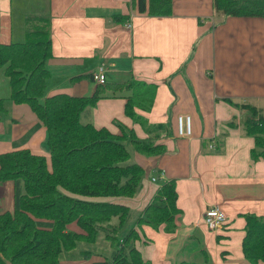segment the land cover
Wrapping results in <instances>:
<instances>
[{"label":"crops","instance_id":"0c3cea01","mask_svg":"<svg viewBox=\"0 0 264 264\" xmlns=\"http://www.w3.org/2000/svg\"><path fill=\"white\" fill-rule=\"evenodd\" d=\"M28 14L49 17V64L63 71L67 84L61 91L52 83L45 95L92 94L97 84L91 75L99 67L105 82L132 78L152 93L149 109L135 108L142 123L126 116L124 97L102 98L81 114L83 122L116 134L124 127L139 139L156 137V125H163L158 134L165 151L150 157L134 153L147 175L135 196L121 199L136 215L160 183L175 182L180 212L173 222L136 226L143 258L150 264L178 263L172 256L181 243L195 240L205 261L209 249L212 264H249L241 249L243 214L264 215V157L251 156L253 137L233 102L254 104L264 119V18L223 16L212 0H171L167 16L139 12L131 0H0L1 43L24 41ZM8 96L0 67V98L7 99L0 153L27 148L47 157L45 126L27 104ZM180 114L190 117L188 136L178 132ZM210 205L226 215L217 231L203 220ZM12 208L13 182L0 181V213Z\"/></svg>","mask_w":264,"mask_h":264},{"label":"trees","instance_id":"16d2710c","mask_svg":"<svg viewBox=\"0 0 264 264\" xmlns=\"http://www.w3.org/2000/svg\"><path fill=\"white\" fill-rule=\"evenodd\" d=\"M131 3L148 15L171 14V0ZM212 7L223 16L264 18V0H212ZM48 27L46 15L28 14L24 41L0 42L8 100L30 107L45 126L48 150L47 157L27 148L0 153V181L13 182V208L0 213V264H65L60 261L62 251L74 250L79 242L99 241L110 253L89 264H150L137 248L141 235L136 226L156 228L173 222L180 212L175 182L160 183L152 201L136 215L121 199L135 196L145 175L131 155L150 157L165 151L158 134L163 125H156V137L139 139L124 127L116 134L83 122L81 114L102 98L124 97L126 116L142 123L135 108L149 109L152 93L146 84L130 78L97 84L90 95H45L49 76L45 62L53 55ZM5 100L0 98V117L7 111ZM233 104L243 111L242 126L253 137L251 156L264 157V119L258 108L248 102ZM132 215L136 218L127 227ZM243 217V256L249 264L264 263V215ZM71 222L79 230H67Z\"/></svg>","mask_w":264,"mask_h":264},{"label":"rangeland","instance_id":"374dc122","mask_svg":"<svg viewBox=\"0 0 264 264\" xmlns=\"http://www.w3.org/2000/svg\"><path fill=\"white\" fill-rule=\"evenodd\" d=\"M45 66L47 67L48 70H50V73H51L50 77H48L47 79V86H46L47 88L45 90V94L49 92V89L51 88L52 83H54L52 87L56 86L60 88L58 90H61V91L66 90L65 88L67 87V84H65L64 82L65 77L63 75V71L56 70L53 65L49 64V60L45 62ZM144 91H145V88L143 87V91H142L143 94L145 93ZM120 94L121 92L118 95ZM23 107H25L28 112L30 111L27 105H23ZM131 157L134 159V154H132ZM152 173L153 172L151 171L150 174ZM146 175H147V172L145 173L143 180L145 179ZM135 218L136 216L132 215L131 219L128 222L127 227L133 225ZM66 229L67 230H79V226L76 224V222H71L66 225ZM167 230L170 231V228H168ZM201 233H202V238H203L204 236L203 233H207L206 229L204 228L203 232ZM190 243L192 245H189L187 241L186 243H184V241L181 243V246L177 250L176 255L172 256V258H175V260H178V263L172 262V264H212L211 254L209 252V249H207V252H206L209 258L205 261L202 254H200V257H199L200 252L198 251V242L195 240H192ZM202 247H205V246L202 245ZM109 253L110 251H109L108 246L100 241L95 244L79 242L77 244V247L74 250L62 251L60 254V261L65 264H89L94 261L103 259L105 256L109 255ZM182 260H185V261L182 263ZM166 262H169V261H166ZM165 264H169V263H165Z\"/></svg>","mask_w":264,"mask_h":264},{"label":"built area","instance_id":"2783aa9c","mask_svg":"<svg viewBox=\"0 0 264 264\" xmlns=\"http://www.w3.org/2000/svg\"><path fill=\"white\" fill-rule=\"evenodd\" d=\"M129 26V23H127ZM105 70L103 67H99L96 72L92 73V80L96 84H103L105 82ZM177 127L180 135L188 136L190 135V117L188 115H178L177 116ZM155 181V177H152ZM203 220L206 227L209 230L217 231L221 229L226 221V215L217 205L208 206L203 213Z\"/></svg>","mask_w":264,"mask_h":264}]
</instances>
